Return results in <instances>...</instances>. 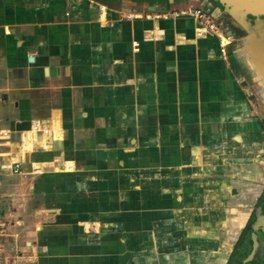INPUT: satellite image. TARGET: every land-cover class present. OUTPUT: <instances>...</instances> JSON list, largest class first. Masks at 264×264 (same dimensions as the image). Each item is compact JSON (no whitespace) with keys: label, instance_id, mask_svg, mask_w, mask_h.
I'll list each match as a JSON object with an SVG mask.
<instances>
[{"label":"crops","instance_id":"1","mask_svg":"<svg viewBox=\"0 0 264 264\" xmlns=\"http://www.w3.org/2000/svg\"><path fill=\"white\" fill-rule=\"evenodd\" d=\"M129 14L0 0V69L26 78L20 118L50 133L2 127L0 179L31 176L43 200L16 222V264H222L261 194L264 122L240 55L190 16Z\"/></svg>","mask_w":264,"mask_h":264},{"label":"flooded vegetation","instance_id":"2","mask_svg":"<svg viewBox=\"0 0 264 264\" xmlns=\"http://www.w3.org/2000/svg\"><path fill=\"white\" fill-rule=\"evenodd\" d=\"M87 5L95 8L101 14L102 10H111L118 12H130L129 15L146 16L147 13H156L165 15L171 11H182L189 8L210 7L212 11L223 10L222 5L214 0H86ZM225 17L227 14L223 13ZM264 19V16L262 17ZM249 20H254L249 16ZM222 25H225V33L232 30L234 39L240 40L243 36L242 31L232 28L225 20L220 19ZM2 95V94H1ZM260 106L261 117L264 122V99L261 101L257 96H253ZM3 100V96H2ZM262 190L257 201L253 204L251 213L247 217L240 234L238 235L232 249L227 253L222 264H264V182Z\"/></svg>","mask_w":264,"mask_h":264},{"label":"water","instance_id":"3","mask_svg":"<svg viewBox=\"0 0 264 264\" xmlns=\"http://www.w3.org/2000/svg\"><path fill=\"white\" fill-rule=\"evenodd\" d=\"M191 1V0H189ZM219 2L223 10L212 11L210 7L205 8L215 19H223L232 28L240 29L243 36L240 40H235L232 30L226 31V35L232 40L228 46V51L233 55H240V63L244 66V73L248 76L249 86L253 95L258 99H264V0H214ZM223 13L227 14L225 17ZM255 18L249 20L248 18ZM197 28V27H196ZM34 61L33 57L29 58ZM49 71L46 69V74ZM33 122L16 123V132H32ZM41 141L42 134H37ZM61 141H55L53 149L58 150Z\"/></svg>","mask_w":264,"mask_h":264},{"label":"rangeland","instance_id":"4","mask_svg":"<svg viewBox=\"0 0 264 264\" xmlns=\"http://www.w3.org/2000/svg\"><path fill=\"white\" fill-rule=\"evenodd\" d=\"M217 28L223 33H225V25H222L220 19L214 20ZM26 78H10L9 73L6 69H0V93L3 96V100L0 101V117H5L8 119L6 123L2 124L1 127L16 130V123H19V127L22 126V123L32 122L31 120H23L20 118L21 111H26L27 109L22 108L23 98L26 93L22 90L23 86H26ZM16 103H19L20 106L16 107ZM20 114V115H19ZM13 123V124H12ZM32 127V125H31ZM16 133V132H15ZM18 134V133H16ZM15 135V134H14ZM11 142L14 144L15 151L18 148L19 142L18 140L11 139ZM41 167V165L39 166ZM22 172L31 171L28 165L21 166ZM32 177H25L23 175L13 176V177H2L0 179V196L5 192H10L12 189L13 201L7 208V203H4L2 199H0L1 206L5 210L4 220L8 223V230L11 235L8 238L9 245H14V238L12 236L18 234L20 235V244L18 245L19 249L22 250L23 240H22V231L21 228L18 227L16 223L19 219L20 215H24L25 212L29 214H33L35 207H39L43 204V200L39 198L41 196L38 192L31 194L29 193L28 187L31 183ZM31 196L34 199V202L25 203L23 201L25 196ZM37 201V202H36ZM26 214V213H25ZM46 217H39L38 219L41 221ZM14 222L15 226H11V223ZM6 248V255L8 258L12 259V251L10 250V246ZM18 249V250H19ZM19 250V252H20ZM15 250H13L14 252ZM11 262V260H10Z\"/></svg>","mask_w":264,"mask_h":264},{"label":"built area","instance_id":"5","mask_svg":"<svg viewBox=\"0 0 264 264\" xmlns=\"http://www.w3.org/2000/svg\"><path fill=\"white\" fill-rule=\"evenodd\" d=\"M175 17V16H190L197 22L196 35L202 37L208 33L217 36L221 41V52L226 55L228 46L232 43V40L226 35L223 34L216 26L213 15L202 7L189 8L182 11H171L167 12L165 15H157V17ZM131 17V16H129ZM0 101H2V95L0 93ZM5 122V119L0 117V147L4 146V142H8L11 138L12 131L9 129L2 128L1 125ZM27 133H40L44 136H48L49 130H45L40 122H33L32 132H23L22 134ZM23 143V142H22ZM22 145V144H21ZM6 154H0V157L5 156ZM22 162H15L10 166V169L14 173H20ZM5 168L4 165L1 166ZM1 199V198H0ZM8 223L4 220L3 207L0 202V264H16L17 256L14 254L12 259L8 258L6 255V248L9 245L8 238L11 237L8 230ZM14 238V245L12 250L16 249V236ZM11 260V262H10Z\"/></svg>","mask_w":264,"mask_h":264}]
</instances>
